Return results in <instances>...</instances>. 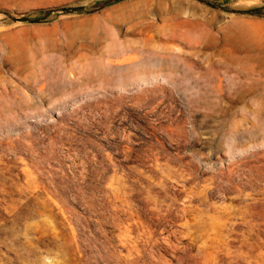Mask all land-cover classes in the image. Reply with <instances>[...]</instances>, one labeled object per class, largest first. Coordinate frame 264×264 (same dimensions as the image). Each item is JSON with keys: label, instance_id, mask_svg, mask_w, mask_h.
Masks as SVG:
<instances>
[{"label": "rangeland", "instance_id": "obj_1", "mask_svg": "<svg viewBox=\"0 0 264 264\" xmlns=\"http://www.w3.org/2000/svg\"><path fill=\"white\" fill-rule=\"evenodd\" d=\"M0 264H264V0H0Z\"/></svg>", "mask_w": 264, "mask_h": 264}, {"label": "water", "instance_id": "obj_2", "mask_svg": "<svg viewBox=\"0 0 264 264\" xmlns=\"http://www.w3.org/2000/svg\"><path fill=\"white\" fill-rule=\"evenodd\" d=\"M79 10H80V8H73V9H64L63 11L65 13H67V14H71V13H74V12L79 11ZM18 21H20V22H27L29 20L26 19V18H23V19H18ZM31 22H39V20L31 21Z\"/></svg>", "mask_w": 264, "mask_h": 264}]
</instances>
